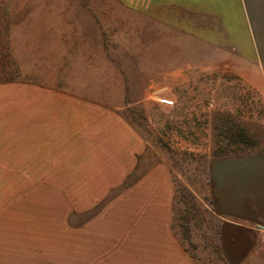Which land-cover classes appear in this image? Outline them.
<instances>
[{
	"label": "rangeland",
	"instance_id": "374dc122",
	"mask_svg": "<svg viewBox=\"0 0 264 264\" xmlns=\"http://www.w3.org/2000/svg\"><path fill=\"white\" fill-rule=\"evenodd\" d=\"M141 1L0 0V264H264L210 178L264 143L256 59Z\"/></svg>",
	"mask_w": 264,
	"mask_h": 264
},
{
	"label": "crops",
	"instance_id": "0c3cea01",
	"mask_svg": "<svg viewBox=\"0 0 264 264\" xmlns=\"http://www.w3.org/2000/svg\"><path fill=\"white\" fill-rule=\"evenodd\" d=\"M141 3L147 19L155 18L149 11L153 13V8L161 6L172 8L173 12L180 9L187 20L207 19L211 22L207 40L208 36L216 37L220 45L239 56L256 59L264 83V0H147ZM210 178L216 216L230 228L264 232V143L250 153L215 158L211 162Z\"/></svg>",
	"mask_w": 264,
	"mask_h": 264
}]
</instances>
